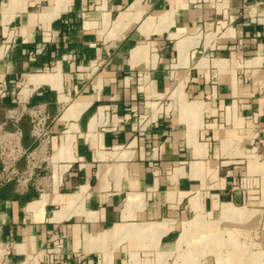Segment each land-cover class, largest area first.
Listing matches in <instances>:
<instances>
[{
  "label": "crops",
  "instance_id": "crops-1",
  "mask_svg": "<svg viewBox=\"0 0 264 264\" xmlns=\"http://www.w3.org/2000/svg\"><path fill=\"white\" fill-rule=\"evenodd\" d=\"M12 140L0 264H264V0H0Z\"/></svg>",
  "mask_w": 264,
  "mask_h": 264
},
{
  "label": "built area",
  "instance_id": "built-area-1",
  "mask_svg": "<svg viewBox=\"0 0 264 264\" xmlns=\"http://www.w3.org/2000/svg\"><path fill=\"white\" fill-rule=\"evenodd\" d=\"M196 2H200V0H195ZM244 2H248V0H244ZM37 120L33 123V131L35 134L39 135L43 131V118L39 117L40 112L36 111ZM41 144V143H40ZM0 158L1 162L3 164L2 171L0 173V184L10 181V180H17V181H23L25 179V176L23 174H20L13 166V159H12V153L14 150L18 151V147L16 146V143L14 140L12 141H0ZM7 151V152H6ZM35 152H30L26 154V159L28 161V164H32V162L35 161L37 155ZM30 175V174H29Z\"/></svg>",
  "mask_w": 264,
  "mask_h": 264
},
{
  "label": "rangeland",
  "instance_id": "rangeland-1",
  "mask_svg": "<svg viewBox=\"0 0 264 264\" xmlns=\"http://www.w3.org/2000/svg\"><path fill=\"white\" fill-rule=\"evenodd\" d=\"M257 238H258V235H257V232H256L255 235L251 239L253 241V240H256Z\"/></svg>",
  "mask_w": 264,
  "mask_h": 264
}]
</instances>
